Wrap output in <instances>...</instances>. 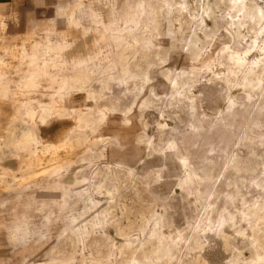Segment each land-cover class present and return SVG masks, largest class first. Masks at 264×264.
<instances>
[{"label":"rangeland","instance_id":"rangeland-1","mask_svg":"<svg viewBox=\"0 0 264 264\" xmlns=\"http://www.w3.org/2000/svg\"><path fill=\"white\" fill-rule=\"evenodd\" d=\"M145 15L0 4V264H264V20Z\"/></svg>","mask_w":264,"mask_h":264},{"label":"bare ground","instance_id":"bare-ground-1","mask_svg":"<svg viewBox=\"0 0 264 264\" xmlns=\"http://www.w3.org/2000/svg\"><path fill=\"white\" fill-rule=\"evenodd\" d=\"M145 1L147 2V15H145L144 18H142V19L143 20H146V19L147 20H151V22H152V31H151V34H152V32L155 31L156 32L155 33L156 34V37L161 34V26H162V21H163L162 20V14L163 13H165V15H167V16H170L171 18L172 17H175L174 21H177L179 23V26H178L179 28L182 27L181 21L184 22V25L186 23V24L190 25V27H192V28L199 27L200 25L204 24L207 19H211L214 16V14H215L216 9H220L221 7H224V15L228 18L227 23H229L230 26L234 25V26L237 27L239 25H243V24H246V23H250L251 24V22L252 23H257V22H260V21L264 20V9H263V7L258 6L257 3H255L254 0H192L193 4H190V2H188L186 0H143V2H145ZM71 16H72V14H70V17ZM135 26H137V23L136 22H135ZM234 33L236 34V31ZM144 35L142 37H140L139 39L133 37L132 35H131V37L129 36V37L126 38V42H128L130 44L133 43V45L130 47L131 50H132V52H131L132 53V58H135L136 56H140L141 59H144L148 55V52L147 51H149V50H152V53H154L155 51H158L159 52L160 47H159V43L156 41V39L153 40V38L151 37L152 35H151L150 36L151 37V40L148 42V44L146 46L144 44V42H145L144 40L146 39V37ZM137 50H139L138 53H137ZM128 61L124 64V67H123L124 75L122 77L126 76L127 73H132L131 70H130V67H129V63L130 62H128ZM130 64H132V63H130ZM133 64H135V63H133ZM84 65H85V63H84ZM135 66L139 68L141 65H138V63H137V64H135ZM112 70H113V68H112ZM139 70L140 71H138V74L140 76L142 75L143 76V79L146 80V77H148L147 76V68L146 67H140ZM88 71H90V70L89 69H86L84 73H80L79 74V77H78L79 88H81L82 86L84 87V85H86L85 82L87 80L85 81V78L84 77L88 74ZM98 74H99V72H98ZM87 77H88V75H87ZM122 77H120V78H122ZM128 77H129V75H128ZM128 79H130V78H128ZM115 80H117V79H115ZM246 82L248 84H250L251 86H255L257 84L256 81H254L253 79H248V78H246ZM93 94H95V93L92 92V97H94V99H95L96 97ZM44 111H46V110H44ZM42 113H44V112H42ZM33 132L35 133V131H33ZM261 208H262V205L259 206L257 209H261ZM257 209H252V210H248V211L254 213V211L257 210ZM249 237H250V235H249ZM194 242L195 241H193V243ZM193 248H194V245H193ZM160 249L162 250V248H160ZM164 249H163V252H164ZM164 253H163V255H164ZM256 253H258V252L256 251ZM142 254H144V253H142ZM259 259H261V257ZM261 260L259 261L260 263H261ZM138 262H137V264H138Z\"/></svg>","mask_w":264,"mask_h":264},{"label":"clouds","instance_id":"clouds-1","mask_svg":"<svg viewBox=\"0 0 264 264\" xmlns=\"http://www.w3.org/2000/svg\"><path fill=\"white\" fill-rule=\"evenodd\" d=\"M15 240H16V242H18V243H23L24 241H23V239H19V238H14Z\"/></svg>","mask_w":264,"mask_h":264},{"label":"crops","instance_id":"crops-1","mask_svg":"<svg viewBox=\"0 0 264 264\" xmlns=\"http://www.w3.org/2000/svg\"><path fill=\"white\" fill-rule=\"evenodd\" d=\"M6 0H0V4L4 3ZM1 107V106H0Z\"/></svg>","mask_w":264,"mask_h":264}]
</instances>
